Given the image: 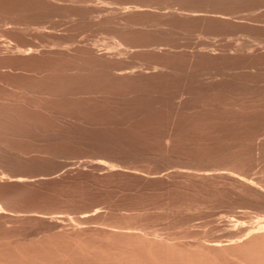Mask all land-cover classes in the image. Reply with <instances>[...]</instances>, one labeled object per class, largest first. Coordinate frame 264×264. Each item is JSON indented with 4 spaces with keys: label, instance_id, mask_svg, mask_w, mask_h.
I'll list each match as a JSON object with an SVG mask.
<instances>
[{
    "label": "rangeland",
    "instance_id": "rangeland-1",
    "mask_svg": "<svg viewBox=\"0 0 264 264\" xmlns=\"http://www.w3.org/2000/svg\"><path fill=\"white\" fill-rule=\"evenodd\" d=\"M263 217L264 0H0V264H264Z\"/></svg>",
    "mask_w": 264,
    "mask_h": 264
},
{
    "label": "bare ground",
    "instance_id": "bare-ground-1",
    "mask_svg": "<svg viewBox=\"0 0 264 264\" xmlns=\"http://www.w3.org/2000/svg\"><path fill=\"white\" fill-rule=\"evenodd\" d=\"M135 7H133L132 8V10L134 9ZM139 8V7H138ZM123 9V11L125 12L126 10H128V8H127V6H125V7H123L122 8ZM129 9H130V7H129ZM109 10V9H108ZM135 10V9H134ZM107 10H105V11H102V10H95V12L94 13H92V14H94V18L95 17H98V15L100 14V12H106ZM110 11H112V10H110ZM114 11V10H113ZM115 11H117V10H115ZM118 11H122L121 9H119ZM131 11V10H130ZM93 12V11H92ZM91 13V12H90ZM109 13V12H108ZM112 13V12H111ZM92 18H93V15H91V14H89ZM18 26H20L21 24H17ZM44 27V25H39V28H43ZM262 220H258V222L256 223L257 225H255V227H253V229H244V231L246 232V230L248 231L247 232V234L245 233L244 235H247V237L249 236H251L252 234L254 235V234H257V233H259V234H261V232H263L264 233V217L263 218H261ZM242 234H243V231H242ZM243 235V236H244ZM264 236V235H263ZM262 236V237H263ZM246 236H245V238H247ZM222 242V241H221ZM221 242L220 241H214V242H212V244L211 245H213V247H215V249L216 248H220V249H222L221 247H222V244H221ZM232 243H233V241H232ZM212 247V248H213ZM223 247H224V245H223Z\"/></svg>",
    "mask_w": 264,
    "mask_h": 264
}]
</instances>
